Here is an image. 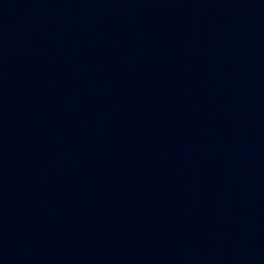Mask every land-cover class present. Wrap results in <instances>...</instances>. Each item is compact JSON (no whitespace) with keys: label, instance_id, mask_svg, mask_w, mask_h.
Instances as JSON below:
<instances>
[{"label":"water","instance_id":"obj_1","mask_svg":"<svg viewBox=\"0 0 264 264\" xmlns=\"http://www.w3.org/2000/svg\"><path fill=\"white\" fill-rule=\"evenodd\" d=\"M0 264H264V22L0 54Z\"/></svg>","mask_w":264,"mask_h":264}]
</instances>
